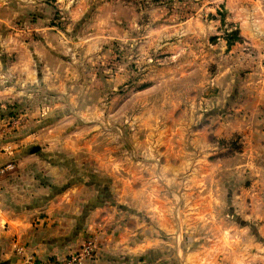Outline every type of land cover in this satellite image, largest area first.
Listing matches in <instances>:
<instances>
[{
	"label": "rangeland",
	"instance_id": "obj_1",
	"mask_svg": "<svg viewBox=\"0 0 264 264\" xmlns=\"http://www.w3.org/2000/svg\"><path fill=\"white\" fill-rule=\"evenodd\" d=\"M229 8L0 0V175H29L11 182L36 205L59 195L81 213L91 193L134 221L169 199L177 225L191 224L176 230L190 249L214 240L221 219L241 224L231 193L244 182L223 161L259 110L264 42L257 51L239 35L251 10ZM229 33L239 39L227 45Z\"/></svg>",
	"mask_w": 264,
	"mask_h": 264
},
{
	"label": "crops",
	"instance_id": "obj_2",
	"mask_svg": "<svg viewBox=\"0 0 264 264\" xmlns=\"http://www.w3.org/2000/svg\"><path fill=\"white\" fill-rule=\"evenodd\" d=\"M222 2L235 13L243 7L251 10L254 19L250 23L241 19L239 35L260 51L264 42V22L260 19L263 15L264 21L263 2ZM260 81L263 93L255 97L259 110L250 113V121L241 129L247 133L246 145L223 161L231 166V171L224 173L242 175L238 180L244 184L231 193V208L242 218L241 224H225L221 219L217 226L221 231L215 233L214 240L190 249L180 245L182 236L176 230H189L191 224L177 225L175 206L169 199L147 214L151 221L136 216L134 221V215L96 203L91 193L86 199L89 205L85 208L82 204L81 213L78 203L73 210L74 199L71 211L59 195V199L53 197L45 205H36L30 201L31 192L11 182L29 175H0V264H25L19 248L38 259L62 258L76 252L88 237L94 239L95 250L87 264H264V124L257 116L264 117V78ZM65 212H70L69 219ZM159 252L166 255L159 257Z\"/></svg>",
	"mask_w": 264,
	"mask_h": 264
},
{
	"label": "built area",
	"instance_id": "obj_3",
	"mask_svg": "<svg viewBox=\"0 0 264 264\" xmlns=\"http://www.w3.org/2000/svg\"><path fill=\"white\" fill-rule=\"evenodd\" d=\"M6 131L0 127V133ZM95 250V241L93 238L88 239L81 248L74 253H71L62 258H44L38 259L34 254L24 252L19 248V253L23 257L25 264H87L93 257Z\"/></svg>",
	"mask_w": 264,
	"mask_h": 264
},
{
	"label": "trees",
	"instance_id": "obj_4",
	"mask_svg": "<svg viewBox=\"0 0 264 264\" xmlns=\"http://www.w3.org/2000/svg\"><path fill=\"white\" fill-rule=\"evenodd\" d=\"M239 39V37L236 35V33H229L227 38V45H230L234 40Z\"/></svg>",
	"mask_w": 264,
	"mask_h": 264
},
{
	"label": "water",
	"instance_id": "obj_5",
	"mask_svg": "<svg viewBox=\"0 0 264 264\" xmlns=\"http://www.w3.org/2000/svg\"><path fill=\"white\" fill-rule=\"evenodd\" d=\"M37 148H38V146H35V145H34V146L32 147V150L35 151Z\"/></svg>",
	"mask_w": 264,
	"mask_h": 264
}]
</instances>
